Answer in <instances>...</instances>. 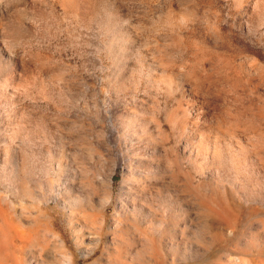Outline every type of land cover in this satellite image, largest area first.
<instances>
[{"label":"clouds","instance_id":"1","mask_svg":"<svg viewBox=\"0 0 264 264\" xmlns=\"http://www.w3.org/2000/svg\"><path fill=\"white\" fill-rule=\"evenodd\" d=\"M193 92L223 100L195 133L185 106ZM144 117L171 149L167 164L151 165L152 194L129 192L120 213L135 234L134 213L151 201L157 243L145 245L143 264H253L264 254V159L254 170L231 133L258 140L264 157V0H0V264L13 219L29 229L24 264H77L69 218L79 210L68 202L102 188L127 121ZM217 117L227 139L209 131ZM205 180L236 209V221L218 231L205 227L217 223ZM101 203L100 225L110 200ZM90 232L81 260L100 243ZM53 233L67 238L63 248Z\"/></svg>","mask_w":264,"mask_h":264},{"label":"rangeland","instance_id":"2","mask_svg":"<svg viewBox=\"0 0 264 264\" xmlns=\"http://www.w3.org/2000/svg\"><path fill=\"white\" fill-rule=\"evenodd\" d=\"M175 7V5H173ZM160 45L165 44V38L157 37ZM144 100V97H140ZM71 101V97H69ZM207 103V106H206ZM223 100H210L206 102L202 93L193 92L191 98L185 102V106L190 105L191 117L187 119V125L191 128V132H197V124L201 127L208 124L209 118L219 112V105ZM140 107H143L141 105ZM211 109L212 111H209ZM147 111V109H144ZM186 115L185 113H181ZM49 129L54 130L55 125H49ZM163 131H168V126L162 124ZM127 132L125 139L117 146L115 159L106 161L103 172L100 174L102 188L96 191L94 188H85V194L69 201V207L78 209L79 215L70 216L69 231L73 234L70 242V251L77 256V264H143L145 245L156 244L157 241L149 234V227L154 229L152 220V204L148 199H141V207L137 208L134 216L136 219L135 234H131L130 226L122 222L120 215L123 211L124 200L128 198L129 192H135L137 196H142L144 192L152 194V185L149 183L151 173L153 171L152 163L164 165L170 159L169 151L171 146L166 144L162 137L158 134V130L154 124L147 122V117L131 120L126 123ZM227 122L220 123L217 117L214 124L209 125V131H221L222 135L227 139L229 131L227 130ZM235 135L237 140L244 143L249 149L244 154V159L254 168L259 171L261 160L264 159L260 155V142L254 140L251 145L247 143L244 137L239 136L235 131L231 133ZM201 135H204L201 132ZM161 147L160 153H154L156 144ZM199 141H193L192 147L188 150V155L195 160L196 149ZM233 146L236 144L233 142ZM183 155V152L179 153ZM191 167L188 172H191ZM87 176H91L92 172H86ZM183 179V177H180ZM124 185L121 189L119 186ZM99 187V185H97ZM202 195L206 197L205 204L211 214V218L217 223L213 225H205L206 228H212L213 231L232 224L237 219L236 209L231 207V202L221 198L219 194L211 188L210 181L202 182ZM108 197L110 203L105 211H103L102 225L99 224L101 212L104 207L101 200ZM136 197H133V201ZM117 201H120L121 207H117ZM142 209H147L143 211ZM253 212L262 211L259 205H253L250 209ZM6 212L7 209H4ZM63 210H58L57 221ZM11 235L9 245L4 251L7 252L6 264H24V258L27 256L31 259L28 253V237L29 229L27 222L23 219L19 225L15 220H10ZM117 224L121 226L117 228ZM91 231L100 233V243L95 250L90 252L87 260H81L78 257L77 248L88 251L80 244H92ZM51 239L57 245V248H63L67 242V238L61 233L59 236L53 233ZM264 260V254H258L257 259L253 260V264H260ZM235 264H241L240 258H236Z\"/></svg>","mask_w":264,"mask_h":264}]
</instances>
